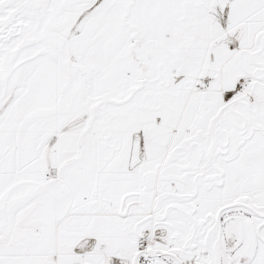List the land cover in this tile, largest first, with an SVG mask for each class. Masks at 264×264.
<instances>
[{
    "label": "snow or ice",
    "instance_id": "snow-or-ice-1",
    "mask_svg": "<svg viewBox=\"0 0 264 264\" xmlns=\"http://www.w3.org/2000/svg\"><path fill=\"white\" fill-rule=\"evenodd\" d=\"M0 264H264V0H0Z\"/></svg>",
    "mask_w": 264,
    "mask_h": 264
}]
</instances>
